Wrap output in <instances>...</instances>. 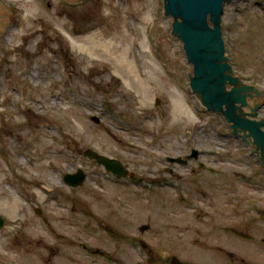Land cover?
Wrapping results in <instances>:
<instances>
[{
	"label": "rangeland",
	"instance_id": "374dc122",
	"mask_svg": "<svg viewBox=\"0 0 264 264\" xmlns=\"http://www.w3.org/2000/svg\"><path fill=\"white\" fill-rule=\"evenodd\" d=\"M173 25L167 0H0V264H264V167L192 93ZM222 32L264 121V0Z\"/></svg>",
	"mask_w": 264,
	"mask_h": 264
},
{
	"label": "water",
	"instance_id": "95a60500",
	"mask_svg": "<svg viewBox=\"0 0 264 264\" xmlns=\"http://www.w3.org/2000/svg\"><path fill=\"white\" fill-rule=\"evenodd\" d=\"M170 4L174 21L173 34L184 46L188 62L194 71L191 77V89L198 95L204 107L211 112L221 114L231 129L236 133H244L251 138L264 159V121H258V106L251 114L248 103V93L261 96L253 86H244L236 77L228 62L226 44L222 32V14L224 5L234 0H167ZM241 83V85H240ZM231 88V89H230ZM157 101V106L159 105ZM246 109V111H245ZM248 112V113H247ZM99 122V119H95ZM84 157L94 160L112 173L117 179L127 178L128 170L116 159H111L98 152L88 149ZM194 151L189 158H197ZM171 162L185 163L181 159H171ZM87 179L83 170L67 174L64 182L72 187H80ZM5 226L0 217V229ZM149 229L143 226L141 231ZM174 264H180L173 258Z\"/></svg>",
	"mask_w": 264,
	"mask_h": 264
},
{
	"label": "flooded vegetation",
	"instance_id": "af4514ba",
	"mask_svg": "<svg viewBox=\"0 0 264 264\" xmlns=\"http://www.w3.org/2000/svg\"><path fill=\"white\" fill-rule=\"evenodd\" d=\"M260 93H261V96H260V97H258L256 94H252V96H251V94L248 93V98H247V99H248V103H249V105H250V106H249V112H250L251 114H253V112L256 110V108H257L258 106L260 107V109L257 111V114H258V117H257V118H258V119H259V116H260V115H259V112H260V110H261L262 107H263L262 105H258L257 102H256L257 99H260V98L263 97V93H262V92H260ZM254 100H255V101H254ZM252 101L256 102V105L253 106V107H252V104H253ZM257 105H258V106H257ZM259 120H260V119H259ZM249 141L252 143V140H251V139H250ZM252 146H253V145H252ZM254 146H255V145H254ZM254 149H256V146L254 147ZM258 153H261V152L259 151ZM260 155H261V154H260ZM95 253H96V254H99V255H102V254H101V253H102L101 250H96ZM102 256H103V255H102ZM144 262H145V261H143V263L140 262V263H138V264H150V263H148V262H145V263H144ZM163 263H164V262H163ZM170 263H171V264H174L173 259L170 261ZM101 264H121V263H120V262H111V261L108 262V261H104V263L102 262ZM123 264H126V263L123 262ZM158 264H162V263H158ZM165 264H166V262H165ZM180 264H183V263L180 262Z\"/></svg>",
	"mask_w": 264,
	"mask_h": 264
},
{
	"label": "bare ground",
	"instance_id": "6f19581e",
	"mask_svg": "<svg viewBox=\"0 0 264 264\" xmlns=\"http://www.w3.org/2000/svg\"><path fill=\"white\" fill-rule=\"evenodd\" d=\"M121 61V60H120ZM191 113H193L192 111H191ZM43 190V191H47V192H49V191H51L50 189H48L46 186H41L40 187V190Z\"/></svg>",
	"mask_w": 264,
	"mask_h": 264
}]
</instances>
